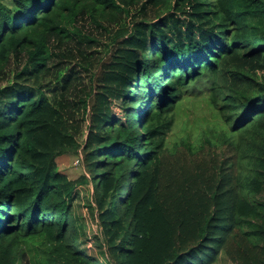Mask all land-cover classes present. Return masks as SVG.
<instances>
[{
  "label": "trees",
  "instance_id": "16d2710c",
  "mask_svg": "<svg viewBox=\"0 0 264 264\" xmlns=\"http://www.w3.org/2000/svg\"><path fill=\"white\" fill-rule=\"evenodd\" d=\"M55 49L78 69L51 68ZM258 70L264 0H0V264H264ZM192 98L213 123L171 144ZM70 154L85 177L60 171Z\"/></svg>",
  "mask_w": 264,
  "mask_h": 264
},
{
  "label": "rangeland",
  "instance_id": "374dc122",
  "mask_svg": "<svg viewBox=\"0 0 264 264\" xmlns=\"http://www.w3.org/2000/svg\"><path fill=\"white\" fill-rule=\"evenodd\" d=\"M137 13V12H135ZM166 14V12L163 14V16ZM149 18L153 20H160L164 17H158L154 13L149 14ZM84 33L88 36H93L99 40V42L102 44L100 45L95 51H94V58H103L107 59L105 56L106 48L104 45H107L109 43L108 39L102 35L103 33L98 30L95 26L91 24H83ZM64 55L67 53H63ZM74 55L71 56L69 53L67 54L65 59H59V55L61 53L58 51V49H55L53 52V58L51 60V68L55 69L59 66L67 67L70 69H78L77 64L79 63L80 56L78 53H73ZM57 57V58H56ZM25 60L22 59L21 62H24ZM12 70H15L13 65L11 66ZM11 71V70H10ZM53 72L51 71V74ZM252 78L257 81L261 82L264 80V71L258 70L254 75H252ZM51 78V76H48ZM83 77V83L88 85L89 84V78L85 74L82 75ZM7 83H4L6 85ZM49 81H46L44 85H48ZM250 85L254 86V83L251 81L249 83ZM246 87V83L244 81L238 80L237 78L231 79L230 77L225 79V88L229 92H239L243 90ZM89 89V88H88ZM78 94L83 93L85 90L83 86H78V89H76ZM199 100L201 98H198ZM191 102H184V109L181 110V108L178 109L175 120H176V126L174 130L171 132V134L168 137V142L173 144L177 141H179L181 138L190 136L192 139L196 140L199 139L203 132L207 131L211 124L213 123L212 114L208 110V107L205 103L194 100L193 98L190 99ZM136 107V111H137ZM145 110V108H142V113ZM138 113V112H136ZM81 118V117H79ZM142 120V119H141ZM81 122H79L80 124ZM84 124H82L83 127ZM78 155L70 154L65 155L59 158L58 165L60 171L67 175L69 179L71 180H78L82 177L86 176L85 169L82 167L81 163H78ZM80 198L76 201V214L81 216L84 221L85 225L88 226V232L90 235L94 236L97 233H100V228L98 227V214L95 211V201L93 200L92 192H93V185L90 183L88 185L80 186ZM121 193V192H120ZM92 205L93 209H90L89 206ZM220 264H228L227 260H221Z\"/></svg>",
  "mask_w": 264,
  "mask_h": 264
},
{
  "label": "built area",
  "instance_id": "2783aa9c",
  "mask_svg": "<svg viewBox=\"0 0 264 264\" xmlns=\"http://www.w3.org/2000/svg\"><path fill=\"white\" fill-rule=\"evenodd\" d=\"M79 163V162H78Z\"/></svg>",
  "mask_w": 264,
  "mask_h": 264
}]
</instances>
